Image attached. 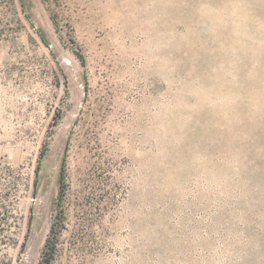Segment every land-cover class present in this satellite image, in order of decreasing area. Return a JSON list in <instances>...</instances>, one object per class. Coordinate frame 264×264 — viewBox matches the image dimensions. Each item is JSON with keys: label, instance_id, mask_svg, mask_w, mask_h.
<instances>
[{"label": "rangeland", "instance_id": "rangeland-1", "mask_svg": "<svg viewBox=\"0 0 264 264\" xmlns=\"http://www.w3.org/2000/svg\"><path fill=\"white\" fill-rule=\"evenodd\" d=\"M0 264H264V0H0Z\"/></svg>", "mask_w": 264, "mask_h": 264}, {"label": "trees", "instance_id": "trees-1", "mask_svg": "<svg viewBox=\"0 0 264 264\" xmlns=\"http://www.w3.org/2000/svg\"><path fill=\"white\" fill-rule=\"evenodd\" d=\"M63 163H64V159H63V161H62V165H63ZM37 185V184H36ZM37 187V186H36ZM50 244H49V241H47L46 242V249H48V246H49ZM50 254H49V256H48V258H50V259H48L47 260V262H50L51 260H52V257H53V253H54V248H50Z\"/></svg>", "mask_w": 264, "mask_h": 264}]
</instances>
